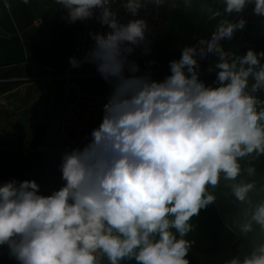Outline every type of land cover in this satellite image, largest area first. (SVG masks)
Listing matches in <instances>:
<instances>
[{"label": "clouds", "instance_id": "9594fccd", "mask_svg": "<svg viewBox=\"0 0 264 264\" xmlns=\"http://www.w3.org/2000/svg\"><path fill=\"white\" fill-rule=\"evenodd\" d=\"M54 2L68 23L95 16L109 29L90 32L94 44L83 61L69 63L95 64L112 90L91 140L62 155L59 190L42 195L35 180L0 185V246L18 264H104L105 258L107 264H189L194 241L185 237L194 228L191 218L215 200L209 188L223 179L249 205L256 188L243 177L255 175L254 162L264 155V99L257 95L264 92V51L236 55L220 42L246 25L227 15L251 4L264 17V0H218L223 11L208 6L209 20L224 18L210 39L185 46L170 61L163 80L137 75L139 65L129 59L136 48L150 52L144 19L121 23L111 8L115 0ZM148 3L166 0H125L122 7L136 17ZM209 54L218 58L207 69L216 71L215 86L199 78L198 61ZM244 215L240 235L253 224L264 233V199ZM225 264H264V242Z\"/></svg>", "mask_w": 264, "mask_h": 264}, {"label": "rangeland", "instance_id": "374dc122", "mask_svg": "<svg viewBox=\"0 0 264 264\" xmlns=\"http://www.w3.org/2000/svg\"><path fill=\"white\" fill-rule=\"evenodd\" d=\"M34 3L38 15L44 18L46 26L52 30L58 29L63 33L75 31L80 35L86 34L87 41H93L89 35L90 32H100L98 28L86 32L82 25L68 23L64 18L65 16L55 8L53 0H34ZM166 5L169 8V16L174 13L172 36L164 43H160L161 39L148 40L150 52L144 54L143 47L136 48L129 57L130 60L136 63H144L143 66L145 67L170 69V61L179 59L185 46H194L200 39H210L217 23L224 18L208 19L206 13L208 6L223 11V6L218 3V0H186V3L185 0H166ZM227 18L231 21L243 18L246 20V25L244 29L236 31L231 40L220 42L225 51L237 53L241 49L240 39L244 34L254 36L256 52L264 51V38L259 37L261 36L259 27L252 15L232 13L227 15ZM63 29L65 32L62 31ZM217 59L215 55L209 54L206 58L198 61L200 64L199 78L206 85L215 86L216 71L208 72L207 69L214 67ZM261 62L264 63L263 59ZM19 71L22 73V77L17 76L12 79L25 80L14 81L15 89L11 91V94L0 96V150L3 149L11 155L24 156L33 160L43 156L51 161H61L62 155L66 151H71L61 136L59 123L67 107L75 98L76 90L72 85L75 83L76 86L90 91L91 73L95 71L77 69L73 71V78L69 80L58 79L52 82L44 78L46 71L43 69L29 67ZM84 74L86 78L81 76ZM43 148L46 150L42 151ZM254 164L255 175L243 177L246 181H255L256 183V188L249 193L251 205L240 203L228 187L229 182L223 179L215 188L210 187L209 192L215 196L216 202L228 216L238 236L251 238L254 245H257L264 242V233L260 232L258 225L253 224L252 232L245 235L239 234V225L246 220L245 212L250 211L251 206L264 199V162L261 163L258 160ZM242 166H247L246 161H242ZM61 176L60 188L64 184Z\"/></svg>", "mask_w": 264, "mask_h": 264}, {"label": "crops", "instance_id": "0c3cea01", "mask_svg": "<svg viewBox=\"0 0 264 264\" xmlns=\"http://www.w3.org/2000/svg\"><path fill=\"white\" fill-rule=\"evenodd\" d=\"M54 5L57 9L55 2ZM167 8L165 3V12L170 20V26L160 43L168 41L173 32L174 13L169 16V8L168 12ZM57 11L59 10L57 9ZM59 13L61 12L59 11ZM38 14L34 0H29L28 4H24L22 0H0V80L10 72H18L20 69L29 67L45 70V67L48 66L58 72H63L72 67L69 63L70 57H76L83 61L85 54L93 46L94 41L84 40L86 34L52 30L46 26L45 20L42 26H36L34 20L41 17ZM240 42L241 49L235 53L236 55H245L249 49L256 51L252 34L242 35ZM137 64L139 69L150 68L143 66L144 63ZM95 68V64L82 62L80 67L73 68V71L87 69L97 73ZM150 69L167 68L154 67ZM95 72L91 73L92 80L89 90L111 94V85L100 74L95 75ZM170 74L169 72L167 76ZM257 95L264 99V92H258ZM68 145L72 150L73 147ZM258 160L263 163L264 155L260 156ZM60 163V160L55 162L43 156L36 160L24 156H14L2 149L0 150V185L11 180L17 182L35 180L40 186V194L50 195L60 188ZM48 184L49 186H47ZM190 223L194 225V228L185 237L194 241V245L191 246L186 257L189 264H225V261L234 256L239 255L243 258V255L248 254L255 246L251 238L238 236L216 199L206 208L201 209L199 215L192 217ZM0 264H18V261L10 255L7 245L0 247ZM104 264H107L106 258ZM121 264H135V261L124 260Z\"/></svg>", "mask_w": 264, "mask_h": 264}, {"label": "built area", "instance_id": "2783aa9c", "mask_svg": "<svg viewBox=\"0 0 264 264\" xmlns=\"http://www.w3.org/2000/svg\"><path fill=\"white\" fill-rule=\"evenodd\" d=\"M125 0H115L111 4V8L117 13V19L121 23H127L131 19H144L148 24L147 40H159L167 32L170 26V20L165 12V4L156 6L148 3L145 8L140 9L136 17H132L122 7ZM57 9L65 16L61 6L56 5ZM253 5H248L242 13L252 15L255 22L259 25V33L264 38V17L257 16L253 13ZM240 13V14H242ZM44 19L37 17L34 20L36 26H42ZM81 24L86 32L90 29L98 28L100 32L106 33L109 31L107 26L102 25L95 16L87 21H77ZM84 40L87 41L85 35ZM45 70L47 75L45 79L54 81L58 79H71L74 77L73 67L66 69L63 72L46 66ZM170 69H140L137 75H151L154 80H162L164 75L169 74ZM99 74L95 72V75ZM127 74V73H126ZM86 78L85 74L81 75ZM72 87L76 90L75 98L67 107L59 123V130L63 140L74 148H83L91 140V132L97 128L103 120L104 105L108 102L110 93L105 92H92L81 87L76 86L74 83ZM45 151L46 148L41 149ZM194 245V243L192 244ZM1 247V246H0Z\"/></svg>", "mask_w": 264, "mask_h": 264}, {"label": "trees", "instance_id": "16d2710c", "mask_svg": "<svg viewBox=\"0 0 264 264\" xmlns=\"http://www.w3.org/2000/svg\"><path fill=\"white\" fill-rule=\"evenodd\" d=\"M22 77L21 72L13 71L8 74H6L4 77L1 78L0 80V96H5L8 94H11V91L15 89L14 81H9L10 79L14 77Z\"/></svg>", "mask_w": 264, "mask_h": 264}, {"label": "water", "instance_id": "95a60500", "mask_svg": "<svg viewBox=\"0 0 264 264\" xmlns=\"http://www.w3.org/2000/svg\"><path fill=\"white\" fill-rule=\"evenodd\" d=\"M20 80H25V79H10L9 81H20Z\"/></svg>", "mask_w": 264, "mask_h": 264}]
</instances>
